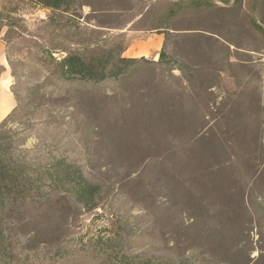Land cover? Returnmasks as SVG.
Masks as SVG:
<instances>
[{"label":"rangeland","instance_id":"1","mask_svg":"<svg viewBox=\"0 0 264 264\" xmlns=\"http://www.w3.org/2000/svg\"><path fill=\"white\" fill-rule=\"evenodd\" d=\"M0 38L19 100L4 131L56 202L2 226L0 264H264V0H0ZM150 42L123 81L50 75L71 50ZM52 217L62 231L38 236Z\"/></svg>","mask_w":264,"mask_h":264},{"label":"trees","instance_id":"2","mask_svg":"<svg viewBox=\"0 0 264 264\" xmlns=\"http://www.w3.org/2000/svg\"><path fill=\"white\" fill-rule=\"evenodd\" d=\"M38 1L52 11H59L62 0ZM219 1L227 3L230 0ZM257 27L259 28V26ZM163 28H167L164 31L167 34V39L174 34L172 33L173 29H170V27ZM163 28H155V30ZM125 50V48L111 49L109 51L104 50L103 53L98 56H88L81 50H71L66 53L65 57L59 62L53 58L47 59L49 65L52 67L50 75L56 77L58 81L63 83L67 82L72 86H78V84H96L107 80H114L116 82L123 81L126 76V73L124 72L125 69H131L133 65L140 64L141 62L148 63L144 58L139 60L123 58ZM115 53L117 54L115 55ZM165 54V52H162L160 55V61H153L149 64L160 67L162 63L161 58H166ZM110 66H114L115 70H109ZM167 67L171 68L172 66ZM174 69L175 68H171V70H169L172 72ZM13 75L15 77L14 70ZM15 95L19 104L17 94L15 93ZM11 117L12 116L0 125V244L6 237H8L5 234L7 230L3 231L2 228H8V230H10L8 233H11L12 230H16V227L13 226L12 223V219L14 218L13 215L19 214L22 210L30 207V203L44 205V207H47L50 210H55L56 206V202L54 203L49 197L47 188L36 184V176L33 168L29 163L20 159L18 148L14 143L13 137L4 131ZM128 124L131 127H137V125L138 127L144 126L146 130L147 128L153 127V124L150 122L145 123L139 121L137 125L130 122ZM191 124L192 122L184 123L185 126H190ZM127 125H125V127L131 129ZM168 125L173 127L176 123H168ZM119 134L124 133L121 131ZM131 148L136 149V145L131 143L130 148L128 147V149L134 150ZM43 188L44 190H42ZM79 188L83 191L90 190L91 199L88 204L92 203L93 205H96L95 190L91 188L90 184H80ZM41 190L44 191L43 194H41ZM52 203L54 205H52ZM65 204L66 206L64 209L68 211L74 209L73 212H75L76 209L80 208L79 205L74 207L69 199L65 201ZM35 226L38 231V236L47 235L49 231L52 232L54 230L59 232L64 228V225H60L57 222V219L53 217L42 218L40 221L35 222Z\"/></svg>","mask_w":264,"mask_h":264},{"label":"crops","instance_id":"3","mask_svg":"<svg viewBox=\"0 0 264 264\" xmlns=\"http://www.w3.org/2000/svg\"><path fill=\"white\" fill-rule=\"evenodd\" d=\"M161 43L150 42L140 46H130L126 49L128 59H138L134 54L136 50L142 51L146 55L157 54L161 49ZM14 57L10 55L8 44L0 38V125L14 114L18 107L17 98L14 91L15 77L13 75L12 61Z\"/></svg>","mask_w":264,"mask_h":264}]
</instances>
